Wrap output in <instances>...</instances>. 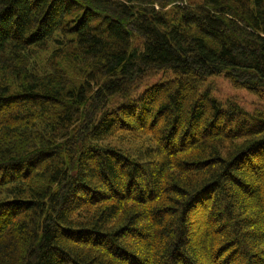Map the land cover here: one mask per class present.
Segmentation results:
<instances>
[{
    "label": "trees",
    "instance_id": "1",
    "mask_svg": "<svg viewBox=\"0 0 264 264\" xmlns=\"http://www.w3.org/2000/svg\"><path fill=\"white\" fill-rule=\"evenodd\" d=\"M224 72L264 87V0H0V264H264V112Z\"/></svg>",
    "mask_w": 264,
    "mask_h": 264
},
{
    "label": "rangeland",
    "instance_id": "2",
    "mask_svg": "<svg viewBox=\"0 0 264 264\" xmlns=\"http://www.w3.org/2000/svg\"><path fill=\"white\" fill-rule=\"evenodd\" d=\"M199 1L201 0H191V2H199ZM187 2H190V0H187ZM173 8H174V5H170L167 7L166 11L168 13H171L173 11ZM139 42H140V39L135 38L134 43H139ZM53 58H54L53 52L45 53L42 55L41 62H43L44 64H47L48 62V66H49V61L51 60L53 61L55 59ZM51 66L52 65H50V69H51ZM163 74L164 73H162L160 76L156 78L151 79L150 85L159 83L160 81H164L172 77L170 74H166L164 76ZM246 76H249V75H246ZM246 79L247 81L250 80L248 77H246ZM241 81H243V77H238V79H235V78L230 79L227 76V74L224 72L221 74L218 73L216 75L210 76L204 82L203 86L207 88H211L212 94L216 95L219 99L223 101L233 99L238 104H240L244 109L250 112H260V111L264 112V87L258 88L257 86H255V89L253 90H256V91H252L247 86L241 84ZM197 213H199L197 214V216L201 218L203 215V212L197 211ZM202 219H204L205 221H208L206 217H202Z\"/></svg>",
    "mask_w": 264,
    "mask_h": 264
}]
</instances>
